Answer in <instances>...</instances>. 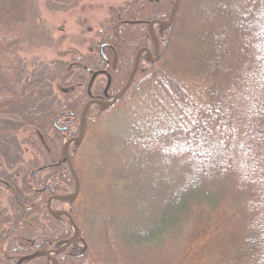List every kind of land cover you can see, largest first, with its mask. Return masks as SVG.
I'll return each instance as SVG.
<instances>
[{
    "label": "trees",
    "instance_id": "16d2710c",
    "mask_svg": "<svg viewBox=\"0 0 264 264\" xmlns=\"http://www.w3.org/2000/svg\"><path fill=\"white\" fill-rule=\"evenodd\" d=\"M35 1L0 0V198L7 202L0 199V264H47L43 252L63 245L71 236V222L79 228L80 220L92 215L110 225L92 241L98 240L92 253L73 250L78 241L87 247L88 240L80 235L53 255L57 264H80L83 256H95L99 264L109 263V258L117 264L121 259L123 264H142L144 249L154 246L164 251L158 253L160 264H264V29L259 38H250L253 24L249 23L260 15L264 0H191L192 29L187 30L181 52L173 60L178 59L174 63L179 66L191 65L189 74H180L196 81L195 96L186 107L188 116H181L184 108L178 114L169 111L170 104L160 91L151 94V89H144L148 82H157L166 86V94L172 86H179V92L180 84L173 75L180 78L179 69L153 67L165 58L161 54L150 65L139 63L130 85L116 101L107 106L95 104L96 113L87 109L83 139L73 143L75 149L69 153L75 175L62 157V138L78 133L71 124L81 121L79 115L91 94L104 97L101 80L97 76L91 81L90 77L106 69L108 90L112 95L118 93L111 87L123 71L127 73L121 81L127 82L136 51L150 41L145 23L163 20L175 0L126 1L97 29L94 50L77 52L69 60H52L30 72L20 51L24 45H43L48 33L37 18ZM177 1L173 21L189 2ZM232 1L239 3L228 4ZM173 21L158 27L163 34L159 49L165 33L172 31ZM231 36L241 54L246 49L257 50V74L245 68L252 65L250 57L241 59L242 80L231 67L233 60L237 62L236 54L228 53L227 60H219L220 43L226 48V38ZM103 44L105 57L98 52ZM169 46L163 53H168ZM241 81L238 91L251 99L243 106L228 94ZM65 85L63 97L60 87ZM144 91L143 98L154 104L156 114L138 107L139 116L131 117L129 103L141 100ZM34 92L38 94L32 98ZM163 105L167 106L166 116ZM55 119L67 130L59 131ZM96 123L100 128L94 132ZM19 129L28 131L27 139H22L32 151L27 159L16 135ZM87 135L92 140L91 152L79 153ZM103 149L110 150L119 162L105 169L107 184L93 189L88 177L96 170V158L104 161ZM156 149L165 152L153 159ZM80 157L83 165L77 163ZM128 159H135L129 168ZM154 160L159 161L158 166ZM176 162L179 168L171 167ZM76 182L79 190L75 196L55 200L67 202L68 215L52 214L48 198L65 194L67 188L74 191ZM143 191L147 193L143 195ZM89 195L91 208L87 211ZM104 253L109 255L107 259Z\"/></svg>",
    "mask_w": 264,
    "mask_h": 264
},
{
    "label": "rangeland",
    "instance_id": "374dc122",
    "mask_svg": "<svg viewBox=\"0 0 264 264\" xmlns=\"http://www.w3.org/2000/svg\"><path fill=\"white\" fill-rule=\"evenodd\" d=\"M126 1H130V0H36L34 2V4H35V6H37L36 8L38 9V12H39L37 18L42 19V21L44 22V24L48 28V33H47V38L44 40L45 43L43 45L42 44L37 45L36 43H34V44H30V45H24L23 48L21 49L20 55L22 56V60H24V62L26 63V67L28 68V71L31 72V69H32L34 72V69L36 70L37 66H40L41 64H43V66H44L46 63H49L52 60H56V59L57 60H69L70 57L75 56L77 54V52L85 54L91 50H94L97 47L96 45H98L97 42L99 40L98 36L96 34L97 29L100 27L101 23L103 21H105L108 16L111 15V12H113L119 6L124 4V2H126ZM188 1L189 2L187 4V6L184 7L183 10L182 9L179 10L178 17L174 21H173L174 18L172 15V13H173L172 10H171V13H167L166 15L161 17V19H163L162 23H171V21L174 22L173 25L171 26L172 31H169L168 34H167V32L165 33L163 42H161L162 43L161 49H159L158 47L155 46V40H154L155 38L152 36V34L150 35V37H151L150 41H148L147 44H144L151 50V53L148 56L155 58L156 57L155 53L157 50L158 51L157 54H159V55L161 54V56L165 57L163 60H160L158 63H156L153 66V67L158 66L159 70L160 69H168L169 70L173 66L175 68V70L178 71V69H179V72H178L179 74H180V72L189 74V71L187 70V68L190 67L191 65L183 67V65L179 66V65L175 64L178 59L175 60L176 62L173 61L175 59L174 57H177L178 54L181 52V49L183 46L182 41L185 40L184 36H187V30L192 29L191 21H190L191 20L190 14H191V9H192L191 2L192 1L191 0H188ZM236 3H239V2L238 1H234V2L232 1L231 3L228 2V4L233 5V6ZM260 7H261L260 15L259 16L257 15V17H254L253 20L251 19L249 21L250 26H251V24H253V26L251 27L253 32L250 35L251 36L250 38H253V39H255L256 37L259 38V31L264 29V4L263 5L261 4ZM175 13H173V14L175 15ZM171 16H172V18H171ZM153 20H155V19H153ZM157 26H159V25L155 24V23H149V22H148V24L145 23L146 31L147 30L148 31L155 30L154 32H157V30H159L158 28L156 29ZM162 27H164V25H162ZM160 33H161V35L159 37L162 38L163 34H162V32H160ZM249 33H250V31H249ZM234 36L236 37L237 40L239 39V37H238L239 35H237L236 33ZM234 36L226 38L228 41V45L226 48L223 46L222 43H220L219 49L217 51H219V55H220L219 60H222V57H223V61L227 60L226 57L230 53L236 54L237 62H236V60H233L232 61L233 66H231V67L234 69L233 71H235V76L236 75L238 77L240 76L239 78L242 80L241 75L243 74V70H242V68H243L242 62L243 61L241 59H243L244 57H250V59H252L251 60L252 65L247 66L245 68H249L248 70H250L252 72V74H254V73L257 74L256 70L258 71V69H256V63L258 60V52L255 48H252V49L250 48V49L244 50V52L241 54L240 51H242V50L240 48H238L237 45L234 44V42H235ZM253 36H255V38ZM168 43H170L168 53H165V52L163 53V51L165 50V46H167ZM232 43L234 44V46H232ZM227 48H229V49H227ZM238 50H239V52L237 53ZM98 52L100 54V46H99ZM136 52L138 53V51H136ZM102 53H103V48H102ZM100 55L105 57L104 53H103V55L102 54H100ZM142 55H143V53H142ZM144 55L142 56L143 61H141L140 64L138 63L141 66H143V65L147 66V64L150 62L146 59V57H144ZM135 58H136V55H135ZM158 58H159V56L155 60L158 61ZM138 64H137V67H138ZM148 65H150V64H148ZM165 65H167L168 67ZM137 67H136V69H137ZM174 68H173V71H175ZM105 70H98L92 74L93 78L94 77L96 78L98 76V79L101 80L100 83H101L103 89L105 87H107V85L110 84V82L109 83L107 82L108 81V78L106 77L107 75L103 72ZM150 70H152V69H150ZM126 73H127V71L126 72L123 71L120 73L119 78L116 79L117 80L116 85L114 87L113 86L111 87L114 91L120 92L126 87V84L128 83V81L125 82V84H123L121 81V79L125 78L123 76ZM158 73H160V71H158ZM158 73L155 72L156 75H158ZM183 73L180 74L181 75L180 78H179L178 74H177V76H176V74H173V75H175V79H176V81L174 80L175 83L180 84L181 89L179 92L176 91L177 88L179 89V86H176L174 88L172 86L171 90H169L167 88L168 94H166V92H165L166 86L164 87L163 85H160V83L158 84L157 82L156 83L148 82L146 84L147 86L144 87V89L146 88V90H145L146 92H148L151 89L152 90L151 94L154 92L157 93L158 91H160L159 95L166 97L167 98L166 101L169 102V104H170L171 109L169 108V111H175V113L178 114L179 111L180 112L183 111V108H184V112L183 113L181 112V116H188L189 109H188V111H186V107L189 106L188 103L195 96V93L193 92L192 89L195 86L196 81H189L188 77H185ZM159 75H161V74H159ZM181 78H182V80H180ZM218 80L221 81L220 78H218ZM240 83H242V81L239 83L236 82L232 86V89H230V91H228V94L230 96H231V94H233L235 100L237 97L240 105L243 106L244 104L246 105L249 101H251V99L248 98V95H249L248 93H246V95H245V92L240 93V91H238L240 88V85H239ZM248 84H252V83H248ZM60 88L62 90L61 94L63 95L64 90L66 89V85L61 86ZM145 91L140 94L141 100L133 99L129 103L128 114L131 117L132 116H139L135 112V110H136L135 108H138V107L145 109V110H149L148 112H150L154 115L156 114V109H155L154 104L150 103V105H149L148 101L145 98H143L144 97L143 95H145ZM37 94H38L37 92H34L32 98H35V95H37ZM63 97H64V95H63ZM65 98H66L65 100L70 99V97H65ZM86 104L84 105V107L86 106ZM123 106H124V108H126L125 102H123ZM166 107L167 106L163 105V112H162L163 116H166V114L164 115V112H166L165 111ZM235 107H237V106H235ZM88 109L90 110L91 113H96L99 111V108L95 104L90 105ZM160 109H162L161 106H160ZM83 110H84V108L81 111V115L83 114ZM159 112H160V110H159ZM161 115L162 114H160L159 117ZM85 116H86V113H85ZM60 117L61 116H58V118H60ZM79 118L81 119L80 115H79ZM69 120H71V119H69ZM81 125L83 126L84 123L83 122L81 123V121L76 120V122L73 121V123L71 124V128L78 130V129H80ZM89 125H90V123H89ZM89 125H88V127H89ZM99 128H100V123H96L95 125L92 126V131L97 132V130ZM27 132L28 131H22L21 129H19L18 132H16V135H18V138H19V139L18 138L17 139L21 141V144H23L22 148H23L24 152L26 153L25 154L26 159L31 157L30 152H32L28 149V145L26 143H24L22 140L23 138L27 139L26 138L28 135ZM94 132L92 134H94ZM78 133H79V130H78ZM78 133L75 134L74 136L78 135ZM178 134H179V132L177 133V135ZM66 136H68V134L64 135V137L62 138V145L65 142L66 138H68ZM220 136H221V134H220ZM217 137H218V135H217ZM90 139H91L90 135H87L85 137V141L82 143V145L78 149L79 153H82V152L85 153L87 151L91 152L90 149H92V140H90ZM77 148H78V146H77ZM73 149H75V146L70 145L69 151L71 152V150H73ZM160 149H156V151L154 152L153 157H152L153 159L156 157H159L160 155L162 156V154L165 152V151L163 152ZM103 150H105V152L103 154V157H105V159H103L104 161L99 160L97 157L96 159L98 161H95V163H94L96 170H94V172H93V177L91 176V174H89V177H88L91 180L88 183V185L90 186V188L92 187L93 189L96 188L97 185L100 186L101 184H104V183L107 184V181L109 179H106V177L104 175L105 169L108 168L109 165H112L113 163H115L117 160L115 158V156H113L111 154L110 150H108V149H103ZM169 150H170V148H169ZM169 150H166V153L167 152L170 153ZM28 151H30V152H28ZM158 152H159V154H158ZM119 153L122 154L123 152H119ZM121 154L119 155L120 158H121ZM84 156H85V154H84ZM128 160H129V162L127 163V166H126L127 168H129L130 165L132 167L135 164V159H133V160L128 159ZM128 160H126V161H128ZM117 162H119V158H118ZM77 163L80 165H83L85 163V161L80 157V158H78ZM154 163H155L154 164L155 166L159 165V161H157V160L156 161L154 160ZM103 164H105V165L103 166ZM172 164H171V167H174V168H179V166H180L177 162H176V165L174 163H172ZM184 165H186V164H184ZM73 172H74V168L72 166V173ZM106 174L109 175V173H107V171H106ZM131 176H133V175H131ZM98 177L103 178V180L100 182L99 181L100 178L98 179ZM13 179H17V178H13ZM157 183L158 182H155V184H157ZM19 184L22 185V181L19 182ZM22 187H24V186L22 185ZM167 187H168V185L166 184L164 188H167ZM76 189L77 190L75 192L71 188H67L64 190L63 193L68 195V194H72V192H74L76 195L78 190H79V184L78 183H76ZM82 190H83V188L80 187L81 196H79V198L81 197V200L83 197L82 196L83 195ZM24 192L27 194L26 190H24ZM146 193H147L146 191H143V195H145ZM89 194H91L90 189H89ZM88 198L90 199L91 195H89L86 198V209H87V211H89L91 208L90 203H89L90 201L88 200ZM0 199H2V198H0ZM81 200H79L78 203H80ZM3 202L7 203L5 198L2 199V203ZM82 205L85 206V203H82ZM47 207H48V210H52V211L53 210L58 211V209L59 210H66L68 208V204H67V202H64V201L60 202V201H55V200L51 201L50 200ZM63 216H65V215H63ZM81 216H83V213L81 214ZM80 218H82V217H80ZM78 224H79V228H80L79 234L82 235V237H84V239L86 238V240L90 241V243L87 241V243H85L87 245V247H86L82 241H78L77 243H75L73 250H75V251L81 250V252L86 251L85 254H90L94 250L93 245L98 244V240H96L93 243H92V241H94L101 234L102 231L104 233V231H105L103 229L104 226H110V225L105 224V223L103 225V223L100 220H98L97 217L94 218L93 215H92V217H88V219L85 221L80 220V222ZM71 229H72L71 230L72 231L71 236L66 241H68L71 237L74 236L73 233H74L75 229L73 227H71ZM73 229H74V231H73ZM64 243H63V245H64ZM63 245L61 244L57 248H61ZM94 248L97 249L98 245H96ZM101 248H103V247H101ZM83 249H84V251H83ZM161 249H162V247H160V246H154V248H147L146 250L144 249V256L141 257L142 261H140V262H142V264H160L161 261L159 259L158 253H159V251H161ZM51 250H54V249H51ZM47 252H49V251H47ZM95 253H96V250H95ZM163 253H164V251H163ZM105 255H106L105 259H107L109 257V255L108 254H105ZM44 256L47 259V264H54L53 259L50 258L53 256V254L51 252H49V254H48L49 258H48V256H46V253ZM80 258H81V259H79L80 264H99V263H97L95 256H93V257L83 256ZM55 261L57 264L56 259H55ZM106 261L109 262L107 264H117L116 263L117 261L115 259L112 260L111 258H109ZM122 262L123 261L121 259V260H119L118 263L123 264Z\"/></svg>",
    "mask_w": 264,
    "mask_h": 264
},
{
    "label": "water",
    "instance_id": "95a60500",
    "mask_svg": "<svg viewBox=\"0 0 264 264\" xmlns=\"http://www.w3.org/2000/svg\"><path fill=\"white\" fill-rule=\"evenodd\" d=\"M176 3H177V1H175V5H174V9H175V7H176ZM174 9H173V11H174ZM172 15H173V13H172ZM171 18H172V16H171ZM154 22H156V21H154ZM164 24H167V23H164ZM102 47H103V45H100V53L103 55V53H102ZM156 54V53H155ZM157 57H158V54H156V57L154 58V59H157ZM137 64H138V58L136 59V61H135V64H134V66H133V68H132V71H131V73H130V75H129V79H128V83L126 84V86H128L129 84H130V82H131V80H132V78H133V74H134V72H135V70H136V67H137ZM95 75V74H94ZM91 78H93V76L91 77ZM108 83H109V81H108ZM118 97V95H116L114 98H113V101L116 99ZM109 102H106L105 104H108ZM85 111H86V107L84 108V110H83V114H82V116H83V118H84V116H85ZM60 129H63V128H60ZM84 129V126L80 129L81 131H80V134H79V136H77V137H73V138H70V139H68L64 144H63V148H62V155H63V157L65 158V162H67L68 164H69V166H70V169L72 170V166H71V163L69 162L70 160H69V155H68V152H67V148H68V145L71 143V142H73V141H78L79 139H81V137H82V135H83V130ZM72 172V171H71ZM73 174H74V172H73ZM77 190V189H76ZM75 195V193L73 192L72 194H68V195H60V196H58V197H61V198H66V197H71V196H74ZM74 227H75V233H74V236L72 237V238H70L67 242H66V244H64L61 248H58V249H56V250H53L52 252L51 251H49V252H51L52 254H53V252H59V251H61V250H63L66 246H67V244H70L71 242H72V240L74 239V238H76V239H78L80 236H79V230H78V228L74 225ZM49 252H44V253H46V256H48V254H49ZM49 257V256H48ZM53 259V258H52ZM53 261H55V259H53Z\"/></svg>",
    "mask_w": 264,
    "mask_h": 264
},
{
    "label": "flooded vegetation",
    "instance_id": "af4514ba",
    "mask_svg": "<svg viewBox=\"0 0 264 264\" xmlns=\"http://www.w3.org/2000/svg\"><path fill=\"white\" fill-rule=\"evenodd\" d=\"M175 1H177V0H175ZM174 5H175V2H174V4H173V7H172V12L173 13H175V11H176V8H177V5H178V1H177V3H176V7H175V9H174ZM173 9H174V11H173ZM173 18H174V14H173ZM157 23H155V24H158L159 26H157L156 27V29L158 28V27H162V25H164V27H167L168 25H170V23H167V24H164V23H162V20H160V19H157V21H156ZM155 30H152V31H150L149 33H151L152 34V36L155 38L154 40H155V46L156 47H158L159 48V36L161 35V33L160 32H162V29H159V30H157V32H154ZM105 45L103 44V47H104ZM102 47V48H103ZM139 53V54H138ZM138 53H136L135 55H136V59L138 58V63H140L141 61H143V59H142V56L144 55V57H146V59L148 60V61H156L155 59H154V57L152 58V57H150V56H148V55H150V53H151V50L147 47V46H142V47H140V49H138ZM142 53H143V55H142ZM142 55V56H141ZM107 76V78H108V81L110 82V77H108L109 75L106 73V71H103ZM131 73V72H130ZM129 76V75H128ZM132 76H134V75H132ZM91 78V77H90ZM95 78V77H94ZM94 78H91V81L94 79ZM108 86L109 85H107V87H106V89L103 91V98H96L95 96H93L92 94H91V97H90V99H89V101L88 102H97V100H101V101H104L103 103H105V101L106 100H110V98L112 99L115 95H117V93L116 94H110V92H109V90H108ZM118 94H120V92L118 93Z\"/></svg>",
    "mask_w": 264,
    "mask_h": 264
}]
</instances>
